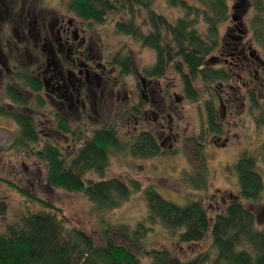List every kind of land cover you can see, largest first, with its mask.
<instances>
[{
  "label": "rangeland",
  "instance_id": "1",
  "mask_svg": "<svg viewBox=\"0 0 264 264\" xmlns=\"http://www.w3.org/2000/svg\"><path fill=\"white\" fill-rule=\"evenodd\" d=\"M238 1L227 0L228 19L220 26V32L222 35L228 33L231 41L225 46L233 51L241 49L249 67L244 63L240 66L246 70L242 68L241 71L225 56H216L215 65L225 61L233 78L216 88V112L223 133L206 134L201 140L205 154L202 163L194 155V141L205 126L203 103L209 95L200 82L194 84L199 95L194 102L185 97L180 77L172 68L158 78L144 77L142 68L154 62V51L128 35L117 33L114 29L116 19L104 24L83 20L66 7L67 0H0V107L34 116L41 142L58 143L66 157L89 138L91 128L104 124L117 126L122 141H128L140 130L150 131L163 151L150 158L135 157L128 151L114 153L109 156L102 177L93 171L87 172V179L118 177L136 180L141 186L120 207L96 211L81 192L49 186L44 162L26 150L14 148L18 125L0 116V178L62 209L65 227L83 230L94 239L107 228L114 242L129 249L141 264H153L148 254L152 250H166L170 257L179 260L208 252L206 264H212L215 251L208 236L202 241L181 243L177 231H170L159 223L149 224L143 188L153 186L163 198L179 204L199 200L212 216L222 212L228 201L238 194L236 175L227 167H231L243 151L256 156L257 170L264 185V162L259 150L264 131L255 126L246 95V90L252 87L251 78L255 77L261 84L257 97H264V55L248 24L253 14L249 0H244L246 7H235ZM151 7L170 22L182 15L181 9L170 6L167 0H151ZM138 13L135 23L145 33L148 30L144 20L146 13L143 9ZM127 16L123 13L118 18L124 20ZM200 27L204 28V24L200 23ZM55 39H60L61 47ZM45 42L52 48L64 76L68 71L74 73L71 79L74 88L69 95H51L44 89L36 95L12 74L17 69H27L42 80L48 56V48L42 51ZM74 48L84 51L82 56L75 58L81 65L79 76L77 68L69 64L73 61L71 51ZM118 51L130 56L133 74H119L118 69L110 65L111 57ZM7 84L16 87L27 99L26 106L5 98ZM133 107L138 108L137 114L130 111ZM55 113L66 118L74 135L56 129ZM194 169L204 170L206 185L203 189H195L183 179L185 171L193 172ZM241 202L255 213L257 226L264 228V194L258 202L242 199ZM0 204L4 207L0 214V233L6 232L7 225L18 223L20 217L40 208L24 200L2 181ZM138 223L147 228L140 236H133Z\"/></svg>",
  "mask_w": 264,
  "mask_h": 264
},
{
  "label": "trees",
  "instance_id": "2",
  "mask_svg": "<svg viewBox=\"0 0 264 264\" xmlns=\"http://www.w3.org/2000/svg\"><path fill=\"white\" fill-rule=\"evenodd\" d=\"M192 1L167 0L170 6L179 7L182 11L174 22L156 13L151 7V0H67L66 7L81 19L97 24L116 19L114 29L117 33L128 35L141 46L152 49L154 62L142 68L144 77L158 78L172 68L180 77L185 97L194 102L199 98L194 84L200 82L206 88L209 96L203 103L205 126L194 141V155L204 163L201 140L206 134L223 133L216 112V88L218 84L231 82L233 78L225 61L215 65L216 56H225L236 68H241L240 65L244 63L248 68L249 63L241 49L233 51L225 46L231 38H228V33L222 35L220 32V26L228 19L227 0ZM242 6L246 7L244 0L235 4V7ZM249 6L253 14L248 24L253 39L264 55V0H249ZM139 9L146 13L144 20L148 30L145 33L135 23ZM123 13L128 16L124 20L119 19L118 16ZM200 23L204 24V28L200 27ZM109 63L118 69L119 74L134 73L131 58L126 53L118 51ZM12 74L32 93L37 95L41 91V82L27 69H17ZM251 83L252 87L246 90L249 112L255 126L264 131V97H257L261 84L255 77L251 78ZM4 92L5 98L12 103L28 104L16 87L7 84ZM130 111L137 114L138 108L133 107ZM0 116L10 118L18 125L14 148L26 150L44 162L49 186L68 192H81L96 211L120 207L141 186L136 180L126 181L118 177L87 179V172L93 171L102 177L109 156L114 153L128 151L139 158L163 153L150 131L140 130L131 135L128 141H122L118 137L117 126L104 124L91 128L89 138L83 140L71 156L66 157L58 143L41 142L40 131L30 113L0 107ZM53 118L59 132L75 134L66 118L59 113H55ZM77 139L81 140L80 137ZM259 150L264 162V140ZM227 169L236 175L238 194L228 201L222 212L210 216L199 200L191 199L179 204L163 198L153 186H147L143 188L146 218L149 224L159 223L170 231H177L181 243L202 241L208 236L210 246L215 251L212 264H264V228L257 226L255 213L241 202V199L258 202L264 194L257 158L243 151ZM203 171H185L183 179L191 187L203 189L206 185ZM0 181L14 189L24 200L40 207L20 217L18 223L7 225L6 232L0 233V264H141L129 249L114 242L107 228L102 229L99 237L94 239L83 230L65 227L62 209L24 191L13 182L2 178ZM3 212L4 207L0 204V214ZM146 228L138 223L133 236H140ZM148 254L153 264H206L209 257L208 252L186 260L174 259L166 250H152Z\"/></svg>",
  "mask_w": 264,
  "mask_h": 264
},
{
  "label": "flooded vegetation",
  "instance_id": "3",
  "mask_svg": "<svg viewBox=\"0 0 264 264\" xmlns=\"http://www.w3.org/2000/svg\"><path fill=\"white\" fill-rule=\"evenodd\" d=\"M55 40L57 41V46L61 47V41H59L60 39H55ZM65 40L67 41L68 37H66ZM47 48H48L47 51L48 56L46 58L45 67L42 71V80H40L38 77L35 76L40 82L42 81L41 90L44 89L46 91H49L51 95H69L72 92L70 90L71 89L73 90L74 88V84L71 83V79L74 77L73 75L74 73L72 71L71 72L68 71L66 76H64L58 63L54 59L52 48L48 46L46 42L43 43L42 51L44 52V50ZM71 53H72L73 61L72 63L70 62L69 64L70 66L73 65L75 68H77L76 69L78 70L77 76H79L81 74V65L79 62L75 61V58L78 59L80 56H82L81 54L84 53V51L81 52L80 49L74 48L73 51H71Z\"/></svg>",
  "mask_w": 264,
  "mask_h": 264
}]
</instances>
